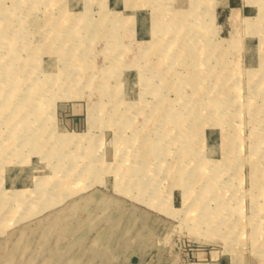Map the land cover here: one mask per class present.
I'll use <instances>...</instances> for the list:
<instances>
[{"label":"rangeland","instance_id":"1","mask_svg":"<svg viewBox=\"0 0 264 264\" xmlns=\"http://www.w3.org/2000/svg\"><path fill=\"white\" fill-rule=\"evenodd\" d=\"M220 258L264 264V0H0V264Z\"/></svg>","mask_w":264,"mask_h":264},{"label":"bare ground","instance_id":"2","mask_svg":"<svg viewBox=\"0 0 264 264\" xmlns=\"http://www.w3.org/2000/svg\"><path fill=\"white\" fill-rule=\"evenodd\" d=\"M57 71V70H56ZM23 123H25L23 126H25V128H23L24 130H30V127H31V123L30 122H26L25 120L23 121ZM70 139H72V138H70ZM67 140H69V138L67 139Z\"/></svg>","mask_w":264,"mask_h":264},{"label":"crops","instance_id":"3","mask_svg":"<svg viewBox=\"0 0 264 264\" xmlns=\"http://www.w3.org/2000/svg\"><path fill=\"white\" fill-rule=\"evenodd\" d=\"M228 6H229L231 9H234V8H232V7L230 6L229 2H228ZM208 264H211V263H208ZM212 264H222V262H221V258L215 260L214 263H212Z\"/></svg>","mask_w":264,"mask_h":264}]
</instances>
